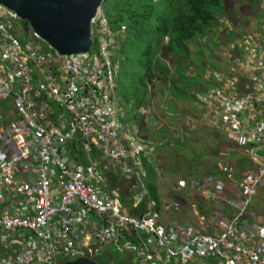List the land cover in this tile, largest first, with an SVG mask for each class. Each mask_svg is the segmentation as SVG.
<instances>
[{"label": "built area", "instance_id": "2783aa9c", "mask_svg": "<svg viewBox=\"0 0 264 264\" xmlns=\"http://www.w3.org/2000/svg\"><path fill=\"white\" fill-rule=\"evenodd\" d=\"M123 29L100 8L92 49L59 54L0 4V264L96 261L109 251L132 264H264V223L251 211L264 191V34L226 41L224 68L208 67L209 86L194 94L202 117L183 119L207 120L251 165L240 181L227 163L224 179L177 181L178 196L189 189L203 204L188 214L192 225L177 201L157 209L148 199V168L159 163L156 144L124 123ZM137 113L145 125L152 116L145 105Z\"/></svg>", "mask_w": 264, "mask_h": 264}, {"label": "rangeland", "instance_id": "374dc122", "mask_svg": "<svg viewBox=\"0 0 264 264\" xmlns=\"http://www.w3.org/2000/svg\"><path fill=\"white\" fill-rule=\"evenodd\" d=\"M225 12L227 15H219L218 20L225 18L229 21L231 26L230 33L233 31L234 33L245 34V32L250 31V33L264 34L263 0H229L225 4ZM219 24L220 22L218 21ZM122 27L124 26L118 29ZM124 28L120 32L122 36L125 32L126 38L127 29L126 27ZM228 34V31L216 29L208 32L206 37L199 38L189 44L190 63L188 64L186 72L192 77L197 78L204 85L201 87V84L195 83L187 98L177 97L172 92L171 84L177 79L176 67L173 64L172 55L167 54L161 57L159 66L169 68L170 74H164L162 72L163 70L153 72V80L148 82V99L139 104V106L145 105L149 107L150 112L152 110L151 118L148 119L146 125L145 123L143 125L140 119L136 118V115H129L124 120L126 126L129 124L136 125L140 129L141 135L156 144V156L161 167L157 173L156 180L162 203L176 198L173 197V187L178 180L183 179L187 183H190L193 179L211 175V171H213L212 166L216 163H212L214 160L219 161L220 165L223 166L225 163L233 165V176L236 181H240L243 173L251 169L249 157L247 156L238 155L241 156L238 158L231 151H225L224 148L222 151L230 154V157H222V155H219L218 151L221 147V139L225 145H230V141L223 133L207 125V120L191 130L188 126H184V129L181 128L183 119L185 120L187 115L202 117L201 110L194 103L196 101L194 94L203 92L209 86L210 82L205 78L208 67L224 68L222 46L230 39ZM235 38L230 39V41ZM168 43L169 37H166L164 39V45H168ZM121 46L116 50L115 57L118 60L120 57H118L117 52L121 50ZM159 54L163 56L161 51ZM124 67H130L132 74L140 73L138 69L139 65H135L133 61L125 64ZM120 79L121 71L119 84L122 87ZM130 129L133 128L130 127ZM121 184H123L124 190L128 188V183L122 181ZM190 198L188 195H184L181 198L177 197V200L184 207L180 209L179 214H181V218L185 223L195 225L196 221L188 217V214H190ZM114 257L115 264H130L124 253L115 252Z\"/></svg>", "mask_w": 264, "mask_h": 264}, {"label": "trees", "instance_id": "16d2710c", "mask_svg": "<svg viewBox=\"0 0 264 264\" xmlns=\"http://www.w3.org/2000/svg\"><path fill=\"white\" fill-rule=\"evenodd\" d=\"M228 1L104 0L103 7L114 28L124 26L127 29L122 48L117 52L122 62L120 83L125 102L129 104L133 101L134 107H139L141 102L148 99V82L153 80L152 73L163 70L164 74H170L169 68L159 66L161 57L167 54L172 55L177 72V79L171 84L173 94L187 98L195 83L202 87L203 83L186 72L190 63L189 44L206 37L208 32L219 29L218 18L219 15H227L225 4ZM22 23L27 30L30 29L27 22ZM166 37H169L168 45H164ZM160 51L163 56L159 54ZM131 61L139 65V74H132L130 67H124ZM200 69L202 70L201 67ZM156 178L154 170L148 168V199L155 201L159 209L161 199ZM115 252L109 251V254L95 262L115 264ZM126 256L131 264L132 257Z\"/></svg>", "mask_w": 264, "mask_h": 264}, {"label": "water", "instance_id": "95a60500", "mask_svg": "<svg viewBox=\"0 0 264 264\" xmlns=\"http://www.w3.org/2000/svg\"><path fill=\"white\" fill-rule=\"evenodd\" d=\"M104 0H0L59 54L87 52L93 45L92 20ZM264 157V148L256 150ZM66 264H97L78 259Z\"/></svg>", "mask_w": 264, "mask_h": 264}, {"label": "crops", "instance_id": "0c3cea01", "mask_svg": "<svg viewBox=\"0 0 264 264\" xmlns=\"http://www.w3.org/2000/svg\"><path fill=\"white\" fill-rule=\"evenodd\" d=\"M187 116H189V115H187ZM190 116H195V115H190ZM184 126H186V125L183 124L181 128L184 129ZM194 127L195 126L190 127V130L192 128H194ZM221 141H222V139H221ZM221 141H220L221 147H220V149L218 151L220 156L222 155V157H223V156H229L230 155V154H226L224 151H222L223 148L225 150V147H227L232 152V154L236 155V157H238V158L241 157V156H238V155H242L244 157H246V156L249 157L248 153H245V151H241V150L238 151L237 148L232 150L231 146L225 145L224 142L223 141L221 142ZM213 162H216V163L213 164V166H212L213 167V171H211V173H212L211 175H213V177L217 178V179H224L225 178V174L221 170L222 165H220L219 161H217V160L212 161V163ZM263 199H264V191H261V192H259V196L256 199L254 205L251 207V211L255 214L256 218H258L259 223H261V224L264 223V209L262 207ZM193 205H194L193 204V200L190 199V204H189L190 211H191V209H192V211L194 210L193 209L194 208ZM195 205H196V208H198V209H199V207H203L202 203H198L196 201H195ZM227 213L231 214L232 210H227ZM132 260H133V257H132ZM132 260H131V262H132Z\"/></svg>", "mask_w": 264, "mask_h": 264}, {"label": "clouds", "instance_id": "9594fccd", "mask_svg": "<svg viewBox=\"0 0 264 264\" xmlns=\"http://www.w3.org/2000/svg\"><path fill=\"white\" fill-rule=\"evenodd\" d=\"M104 2V1H103ZM100 8H103L104 10H105V8L103 7V4H102V6L100 7ZM99 8V9H100ZM98 9V10H99ZM106 12V11H105ZM98 13V12H97ZM106 15H107V12H106ZM107 18H108V16H107ZM108 20H109V18H108ZM109 22H110V20H109ZM30 27V26H29ZM239 33H234L233 31L230 33V34H228V36H229V38L230 39H232V38H234V37H236L237 35H238ZM230 39H228V40H230ZM92 42H93V40H92ZM51 47V46H50ZM92 47H93V45L91 46V48H90V50L92 49ZM52 48V47H51ZM55 50V49H54ZM89 50V51H90ZM56 51V50H55ZM89 51H87V52H89ZM80 53V52H79ZM120 94H121V97H122V87H120ZM122 99H123V107L125 108V113H126V115H125V118L126 117H128L129 115H136V118H139L140 119V121L142 122V124L144 125V123H143V121L141 120V117L138 115V113H137V110H138V108L139 107H141V106H139V107H134V104H133V101L132 102H130L129 104H127V102H125V99L122 97ZM125 120V119H124Z\"/></svg>", "mask_w": 264, "mask_h": 264}, {"label": "bare ground", "instance_id": "6f19581e", "mask_svg": "<svg viewBox=\"0 0 264 264\" xmlns=\"http://www.w3.org/2000/svg\"><path fill=\"white\" fill-rule=\"evenodd\" d=\"M263 7H264V0H263ZM97 15V14H96ZM96 17V16H95ZM92 22H93V20H92ZM264 23V22H263ZM230 29H231V26H230V24H229V29H225V31H228V33L230 34ZM250 32V31H249ZM159 163V162H158ZM160 163H159V168H158V170H154V172L156 173V176H157V173L159 172V170H160ZM194 180V179H193ZM122 182V181H121ZM121 182H119V183H117V187L116 188H121V190H123L122 188H123V184H121ZM173 197H176L175 199H169V200H167V201H165V202H170V200H173V201H177L179 204H180V202H179V200H177V197H179V198H181V197H184V195H188V196H190L191 198V200H193V202H195L196 200L193 198V192L191 191V190H189V189H185L184 190V192H183V194L181 195V196H178L175 192L173 193ZM263 201H264V199H263ZM155 202V201H154ZM196 202H198V201H196ZM162 203V202H161ZM181 205V204H180ZM182 206V205H181ZM183 207V206H182ZM193 207L194 208H196V205L194 204L193 205ZM184 208V207H183ZM197 209V208H196Z\"/></svg>", "mask_w": 264, "mask_h": 264}]
</instances>
